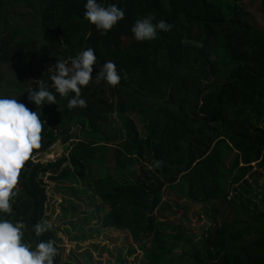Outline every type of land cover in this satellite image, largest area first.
I'll list each match as a JSON object with an SVG mask.
<instances>
[{
    "label": "trees",
    "instance_id": "16d2710c",
    "mask_svg": "<svg viewBox=\"0 0 264 264\" xmlns=\"http://www.w3.org/2000/svg\"><path fill=\"white\" fill-rule=\"evenodd\" d=\"M253 2L0 0V264H61L42 226L46 178L88 182L109 208L103 229L152 241L143 264H264V193L244 180L264 177V0L262 26ZM59 141L69 155L39 162ZM234 187L262 210L231 199ZM167 189L213 215L180 256L187 236L156 215Z\"/></svg>",
    "mask_w": 264,
    "mask_h": 264
},
{
    "label": "rangeland",
    "instance_id": "374dc122",
    "mask_svg": "<svg viewBox=\"0 0 264 264\" xmlns=\"http://www.w3.org/2000/svg\"><path fill=\"white\" fill-rule=\"evenodd\" d=\"M252 0H239L245 10ZM259 0H254L251 10H248V18L258 26L263 25V20L258 9ZM126 46V45H125ZM132 121L139 130L140 135L147 136L146 122L143 118L134 117ZM72 142L63 145L60 141L50 149L49 154L39 159V162H56L64 155H69L72 151ZM232 157L225 159L229 168ZM112 166V165H110ZM255 168V167H254ZM256 169V168H255ZM254 169V171H255ZM254 174V173H253ZM49 177V176H48ZM245 177V181L254 182L251 188L259 194L264 193V177L258 172L252 177ZM48 202L46 205V215L43 221V228L55 235V241L61 251V264H143V252L141 247H151L152 241H142L136 243L129 233H120L102 228L104 217L109 211L100 199L87 190L88 182L78 183L69 180L67 183H57L45 179ZM68 189H74L76 196H73ZM183 191L185 197L189 196V188L175 186V190ZM229 197L232 199L241 196L243 200L251 203L254 211H261L257 205L258 200H254L252 195H244L235 187L230 190ZM86 200L89 202H86ZM188 201L181 200L173 192L167 189L163 193L160 210L157 211L158 223L170 222L174 227H181L183 234L187 236V241L180 242V248L176 255H183L181 249L198 248L207 231L212 226V210L205 212L201 206L192 205ZM180 231V230H179ZM165 234L177 235L176 232L168 230ZM191 238V239H190ZM193 241V243H192ZM185 243H191L186 245ZM198 245V246H196ZM135 253L132 255L130 252ZM188 260V257L185 256Z\"/></svg>",
    "mask_w": 264,
    "mask_h": 264
},
{
    "label": "clouds",
    "instance_id": "9594fccd",
    "mask_svg": "<svg viewBox=\"0 0 264 264\" xmlns=\"http://www.w3.org/2000/svg\"><path fill=\"white\" fill-rule=\"evenodd\" d=\"M35 160H36V158H33V159H32V161H34V162H35Z\"/></svg>",
    "mask_w": 264,
    "mask_h": 264
}]
</instances>
